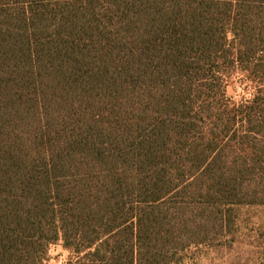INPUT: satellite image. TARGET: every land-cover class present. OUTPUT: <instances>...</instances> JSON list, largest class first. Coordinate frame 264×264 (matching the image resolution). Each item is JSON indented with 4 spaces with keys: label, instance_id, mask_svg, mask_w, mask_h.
<instances>
[{
    "label": "trees",
    "instance_id": "1",
    "mask_svg": "<svg viewBox=\"0 0 264 264\" xmlns=\"http://www.w3.org/2000/svg\"><path fill=\"white\" fill-rule=\"evenodd\" d=\"M239 204L264 206V0H0V264H167Z\"/></svg>",
    "mask_w": 264,
    "mask_h": 264
},
{
    "label": "rangeland",
    "instance_id": "2",
    "mask_svg": "<svg viewBox=\"0 0 264 264\" xmlns=\"http://www.w3.org/2000/svg\"><path fill=\"white\" fill-rule=\"evenodd\" d=\"M256 88L241 71L228 78L227 97L233 103L250 100ZM233 220L215 233L181 232L168 244L167 264H264V206L234 205ZM62 241L51 244L45 264H75Z\"/></svg>",
    "mask_w": 264,
    "mask_h": 264
}]
</instances>
